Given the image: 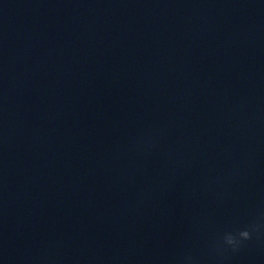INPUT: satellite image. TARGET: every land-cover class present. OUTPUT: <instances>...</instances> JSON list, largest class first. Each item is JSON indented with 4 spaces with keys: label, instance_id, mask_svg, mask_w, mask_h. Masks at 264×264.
<instances>
[{
    "label": "clouds",
    "instance_id": "1",
    "mask_svg": "<svg viewBox=\"0 0 264 264\" xmlns=\"http://www.w3.org/2000/svg\"><path fill=\"white\" fill-rule=\"evenodd\" d=\"M153 142L152 137H145L142 144L145 146L151 145ZM261 224L253 222L246 225L244 228L235 232H226L222 237V242H217L214 246V251L221 253L225 247L230 248L232 251L238 250L242 241H247L252 238V234L259 232ZM182 264H196V260L192 256H185L182 259Z\"/></svg>",
    "mask_w": 264,
    "mask_h": 264
}]
</instances>
